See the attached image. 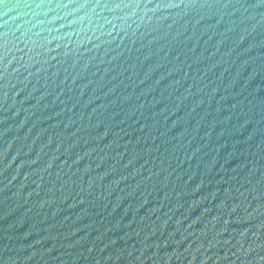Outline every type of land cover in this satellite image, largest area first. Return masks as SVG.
Returning a JSON list of instances; mask_svg holds the SVG:
<instances>
[{"label": "water", "instance_id": "1", "mask_svg": "<svg viewBox=\"0 0 264 264\" xmlns=\"http://www.w3.org/2000/svg\"><path fill=\"white\" fill-rule=\"evenodd\" d=\"M0 264H264V0H0Z\"/></svg>", "mask_w": 264, "mask_h": 264}]
</instances>
